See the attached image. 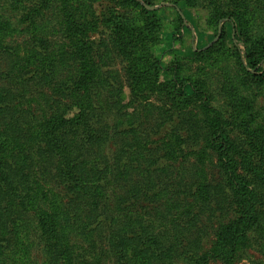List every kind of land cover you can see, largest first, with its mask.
Here are the masks:
<instances>
[{"label": "rangeland", "instance_id": "374dc122", "mask_svg": "<svg viewBox=\"0 0 264 264\" xmlns=\"http://www.w3.org/2000/svg\"><path fill=\"white\" fill-rule=\"evenodd\" d=\"M0 24L25 264H264V0H0Z\"/></svg>", "mask_w": 264, "mask_h": 264}, {"label": "trees", "instance_id": "16d2710c", "mask_svg": "<svg viewBox=\"0 0 264 264\" xmlns=\"http://www.w3.org/2000/svg\"><path fill=\"white\" fill-rule=\"evenodd\" d=\"M86 1L92 3L94 0H86ZM178 11L181 14L180 10ZM181 21L182 23H186V20L185 18H183L182 15H181ZM0 31H3V26H0ZM1 150L2 149H0V153L2 152ZM14 197L15 194L12 193L8 188L7 179L5 180L0 179V230L5 229L6 232H10L11 239L15 240L16 242V243L14 242L15 246L18 247V249L20 248L19 255H21L22 257H18V258H21L20 260H22L25 264L27 261L26 255L28 254V248H29V243H27V241L29 240V233L23 220L27 211H29V207L24 202L25 199L24 196L22 197L23 201H20V203L16 205L13 203ZM249 198L250 200H252L253 199L252 195ZM69 200L73 203L75 201L73 196H71ZM40 204H41L42 213L39 214V223H40L39 226H40V230L43 233L42 236L45 237L47 241H49L47 243V245H49L50 240L56 239L57 237L52 235L50 239L47 238L48 237L47 235L51 234L54 229L51 228L50 230L51 224L46 220V218L55 219V217L54 214L51 213L49 209H47L41 202ZM51 209L53 212H59L61 210H65L63 206L60 208V206H55V204H51ZM246 228L247 227H245L242 231H239L238 228L235 229L234 231L231 230L226 236H224L214 250V251L217 250V255L225 260L230 259L233 255L232 253L234 249L243 238V237L240 238L239 235L240 232L244 234ZM79 230L83 231L85 229L79 227ZM48 247L50 250H54L56 248V244L51 242ZM15 257H17L16 254ZM14 263L17 264L16 262Z\"/></svg>", "mask_w": 264, "mask_h": 264}, {"label": "water", "instance_id": "95a60500", "mask_svg": "<svg viewBox=\"0 0 264 264\" xmlns=\"http://www.w3.org/2000/svg\"><path fill=\"white\" fill-rule=\"evenodd\" d=\"M144 7L149 10V11H155L157 9V7L155 6H149V5H144Z\"/></svg>", "mask_w": 264, "mask_h": 264}]
</instances>
